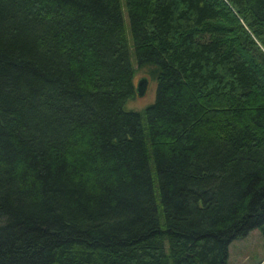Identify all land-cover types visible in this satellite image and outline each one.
<instances>
[{"label": "trees", "instance_id": "1", "mask_svg": "<svg viewBox=\"0 0 264 264\" xmlns=\"http://www.w3.org/2000/svg\"><path fill=\"white\" fill-rule=\"evenodd\" d=\"M254 229L264 0H0V264H228Z\"/></svg>", "mask_w": 264, "mask_h": 264}, {"label": "rangeland", "instance_id": "2", "mask_svg": "<svg viewBox=\"0 0 264 264\" xmlns=\"http://www.w3.org/2000/svg\"><path fill=\"white\" fill-rule=\"evenodd\" d=\"M124 3V0H121ZM124 19L127 30L130 29L128 13L124 10ZM130 37V36H129ZM131 61L135 69V84L143 78L148 79L147 91L143 97L136 95L126 104V110L142 114L143 124L147 135L146 109L155 102L156 99V80L153 76V68H140L134 51L131 52ZM152 166L153 163L151 162ZM228 264H264V237L259 229H254L243 238L234 240L229 247Z\"/></svg>", "mask_w": 264, "mask_h": 264}, {"label": "water", "instance_id": "3", "mask_svg": "<svg viewBox=\"0 0 264 264\" xmlns=\"http://www.w3.org/2000/svg\"><path fill=\"white\" fill-rule=\"evenodd\" d=\"M148 79L143 78L140 80L139 85L137 86V95L143 97L147 91Z\"/></svg>", "mask_w": 264, "mask_h": 264}]
</instances>
